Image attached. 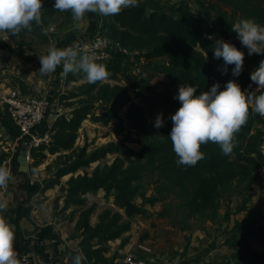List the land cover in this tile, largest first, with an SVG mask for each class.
I'll return each mask as SVG.
<instances>
[{"label": "trees", "instance_id": "obj_1", "mask_svg": "<svg viewBox=\"0 0 264 264\" xmlns=\"http://www.w3.org/2000/svg\"><path fill=\"white\" fill-rule=\"evenodd\" d=\"M208 1L231 7L241 14V18L264 25V0H201L204 13L195 14L189 5H180L176 16L164 11L148 13L139 3L125 8L118 15L91 14L95 18V31L100 26L102 35L119 42L137 60L145 59L147 71L168 78L172 88L179 89L182 84H190L197 87L196 94L199 95L209 91L216 83L220 84V90H224L228 81L235 80L242 90L248 89L251 84L257 95L264 93V89L256 88L250 79L259 62L264 60V55L249 56L237 33L231 30L233 22L227 13L209 7ZM43 3L41 23H33L32 31L25 30L16 36L5 33L10 42L0 37V54L24 58L20 40L23 36L31 35L41 43H48V30L56 17H63L66 22L73 19L70 12L53 9L54 0H43ZM214 40L229 42L244 52L243 70L239 77L232 76L234 65L228 66L227 74L218 71L224 61L214 58ZM96 62L107 66L110 76L105 80L117 84L110 85L102 81L89 83L83 73H68L66 85L81 81L87 83L80 93L63 94L60 97L61 105L75 107L69 113L55 117L51 125L48 124V117L44 120L42 124L46 128L43 132L36 131L40 135L45 132L50 134V141L32 148L30 153L33 160L30 172L42 165L49 155L56 156L54 167H47L50 179L40 191L44 194L59 187L64 204L59 209L58 198L54 209L67 212L75 208L69 220H76L75 239L79 240L78 247L84 256L82 264H117V254L108 256L111 251L108 244L121 240L119 250L129 245L130 236H124L130 233L133 218L148 217L144 206L164 204V211L158 216L169 219L174 225L180 222V228L184 230L190 227L192 220H199L203 224L215 223L220 217L223 199L231 200L236 194H248L238 212L246 210L252 199L254 182L261 177L264 168V117L250 109L246 124L235 134V147L230 155H224L218 144L208 142L201 146L204 159L195 166H177L169 136L173 127L170 117L180 105L172 101V109L168 112H156L152 106L148 114L146 109L133 102L129 88L119 84L122 78L127 82L135 79L129 73L127 57L116 54L111 61ZM62 71L60 66L59 78ZM137 83L130 87L139 88L140 92L154 87L144 79ZM95 99L104 106L100 114L94 112ZM72 100L78 101L69 103ZM124 109V115L120 116ZM161 113L164 126L156 128L154 123ZM114 120L135 129L136 137H129L122 143L109 142L91 153L88 143L81 148L76 147L79 131L86 121L106 127ZM0 126L7 132L8 140L18 141L20 145L25 142L6 105L0 106ZM2 141L0 138V150ZM130 144L140 149L135 150ZM8 157L9 154L4 152L0 155V166L7 168ZM109 157H113L111 164L102 162ZM15 161L16 173L28 178L30 173L19 172L17 158ZM88 170H92L91 173ZM81 171H84L83 174H78ZM65 177L69 179L63 183ZM145 181L154 186V195L147 196L143 191ZM100 192L104 193L105 199L112 198L115 207L123 214L107 209L93 225L91 218L97 210V204L88 207V197H95ZM137 199L141 204L137 203ZM261 200L264 201V192ZM250 216L247 215L240 225L234 227L232 237L226 242L235 251L237 247L248 245L255 237L256 223L249 222ZM224 217L229 220L230 214L225 211ZM240 230L242 233H239ZM15 247L20 251H30L17 239ZM69 264H73V257L69 258ZM241 264H264V254L252 252Z\"/></svg>", "mask_w": 264, "mask_h": 264}, {"label": "rangeland", "instance_id": "obj_2", "mask_svg": "<svg viewBox=\"0 0 264 264\" xmlns=\"http://www.w3.org/2000/svg\"><path fill=\"white\" fill-rule=\"evenodd\" d=\"M138 3L144 6L148 13L153 11H164L172 15H177V8L180 5H189L195 14L199 12L204 13L201 0H138ZM209 7L226 12L229 19L234 23L238 18H241V14L234 11L231 7L225 6L215 1H208ZM92 19L95 22L94 17L86 14L85 20L80 22V26L77 29L75 27L76 22L72 19L71 22H66L63 17H56L52 26L48 30L50 40L48 43H41L31 35H25L20 40L23 44V50L25 53L24 58L10 57L6 54H0V106L2 104V97L6 95L10 90L29 91L36 90V95L46 99L48 102V119L54 117L55 110L59 109L60 114L69 113L75 106L67 107V104L61 105L60 97L63 94H78L83 90V86L87 82L81 81L71 85H66L63 91H60L57 95V89L60 86V78L58 71L60 66L57 67L54 73L43 75L38 70L41 67L39 56L47 53V49L50 46L57 48H66L68 42L65 40L71 34L74 35L73 39H77L81 31H86L87 26L92 24ZM70 33V34H69ZM72 35V36H73ZM0 37L4 38L7 42H10L5 33L0 32ZM146 77L144 80H148L154 85V87L146 92H140L139 88L130 87V85H138V79H131L127 82L122 78L119 82L120 85L129 88V94L132 97L134 103L142 106L149 114L150 108L155 107V111L168 112L172 109V101L179 103L174 97L178 94V89H173L169 86V79L154 74L151 71H146ZM125 80V81H124ZM103 83H109L115 85L117 82L103 80ZM25 86L24 88H20ZM257 87V86H256ZM79 99V98H78ZM78 100H72L69 103H76ZM58 102V105L57 103ZM96 105L95 113L100 114L104 106L99 103L97 99L93 101ZM59 107V108H58ZM126 109H124L120 116H123ZM135 129L129 125H122L118 120H114L109 126H103L100 124H94L90 121H86L79 131V139L77 140L76 147H83L85 143L91 145L90 153L106 146L109 142H125L129 137H136ZM0 138H2V148L0 155L4 152L9 154L7 158V168L9 163H12L15 158L20 157L22 147L18 141L12 142L8 140L7 132L0 126ZM130 147L139 150L137 145L130 144ZM31 148L29 147L28 153L31 157ZM28 156V155H27ZM26 156V158H27ZM113 157L103 160V163L111 164ZM56 162V156H48L45 162L30 172L33 160L27 159V173L31 176L40 177L44 179V176L50 175L47 167H54ZM19 165V162H18ZM20 169V165L18 166ZM92 170H88L91 173ZM84 171L78 174H83ZM50 177V176H49ZM50 179V178H49ZM69 177H65L62 182L65 183ZM29 182V178L27 180ZM253 190L251 192L252 199L243 212H238L242 208L243 201L247 198L248 194H236L231 200L223 199L222 208L220 210V217L214 223H201L199 220H192L190 227L186 230L180 228V222L176 225L170 223L169 219H163L158 216L159 213L164 211V204H158L155 207L144 206L147 210L148 217H135L131 220L132 229L130 233L124 237L130 236V243L124 250H119L121 240H116L108 245L111 247L110 256L117 254V264L127 255L132 254L136 257L158 258V259H178L179 264H241L252 252L264 254V201L261 200L264 192V180L256 181ZM256 185V186H255ZM143 191L147 196L154 195V186L148 181L143 183ZM58 192L54 199V206L56 200L59 198L60 208L63 207L64 199L63 194L60 192L59 187H56ZM240 190V189H239ZM238 190V191H239ZM137 203L141 204V201L137 199ZM93 204H97V210L91 218V223L95 225L98 222V217L107 209L113 212H120L113 203V199H105L104 193L100 192L95 197H88V207ZM172 204V202H170ZM55 210L53 214L58 217L60 226L64 231L66 237H70L71 245L73 249H79V240L75 239V224L71 222L70 213L75 208L72 207L67 212H61ZM229 213V220H226L224 213ZM247 215H251L249 222L256 223L255 230L257 231L255 237L251 239L248 245L241 248L230 247L226 244L227 240L232 237V233L235 231V226L240 225ZM78 215H75L77 219ZM126 220V217H124ZM237 229H240L238 227ZM239 233H242L240 230ZM229 244V243H228ZM239 244H237L238 246ZM108 254V256H109ZM236 256V258H235ZM238 256V257H237ZM240 261V262H239ZM116 262V261H115Z\"/></svg>", "mask_w": 264, "mask_h": 264}, {"label": "clouds", "instance_id": "obj_3", "mask_svg": "<svg viewBox=\"0 0 264 264\" xmlns=\"http://www.w3.org/2000/svg\"><path fill=\"white\" fill-rule=\"evenodd\" d=\"M138 0H54L53 9L70 12L75 27L85 20L86 14L97 13L104 16L118 15L128 7L137 6ZM43 0H0V32L16 36L22 31H32L33 23H41ZM237 33L241 44L247 48L248 55H264V25L252 19L238 18L231 26ZM213 39L212 37H208ZM90 45L74 41L66 48L50 46L47 53L39 56L40 72L43 75L54 73L62 65V75L83 73L89 83H96L110 76L107 66L96 62L94 54L86 51ZM214 58L223 59L224 65L218 68L227 74L228 66L232 68V76L239 77L245 54L235 45L223 40H214ZM256 88L264 89V60L250 75ZM220 84H214L209 91L197 95V87L182 84L174 99L180 107L170 117L173 127L170 140L177 157V166H195L204 159L201 146L212 142L218 144L224 155H230L235 147V134L247 122L250 109L264 117V93L256 94L252 85L242 90L241 86L230 80L220 90ZM156 128L164 126L163 114H158L154 123ZM8 168L0 166V188L6 187L11 180ZM8 204L0 196V213L7 210ZM16 235L13 226L0 214V264H21L15 250ZM83 253L73 257V264H82Z\"/></svg>", "mask_w": 264, "mask_h": 264}, {"label": "crops", "instance_id": "obj_4", "mask_svg": "<svg viewBox=\"0 0 264 264\" xmlns=\"http://www.w3.org/2000/svg\"><path fill=\"white\" fill-rule=\"evenodd\" d=\"M87 15L89 17L92 14L89 12ZM92 19H88V21L90 22ZM95 29L96 24L92 21V24L87 26L86 31L79 33L80 35L77 39H73L74 35L71 34V38L69 39L68 37L65 40L68 42L66 47L73 44L74 41L82 43L85 39L93 37L97 32ZM22 92L36 93L37 91ZM54 119L55 117L53 116L49 118L48 124L51 125ZM45 128L44 124H41L37 130L43 132ZM8 169L11 172L12 178L6 187L0 188V196L7 201L8 207L6 211L0 214L4 215L6 220L13 226L16 239L23 247L29 248L43 264H69V258L74 257L78 252H82V250L73 249L70 237L68 238L64 235L58 217L53 214V201L56 198L58 189L49 190L44 194L40 191L42 186L49 180L50 175L46 176V178L44 176V179H40L37 176L38 174L33 177L28 173L29 182H27L28 178L16 173V161L13 160L12 163H9ZM260 180H264V168L261 171V177L256 181ZM255 182L254 184H256ZM232 249L234 250V248Z\"/></svg>", "mask_w": 264, "mask_h": 264}, {"label": "built area", "instance_id": "obj_5", "mask_svg": "<svg viewBox=\"0 0 264 264\" xmlns=\"http://www.w3.org/2000/svg\"><path fill=\"white\" fill-rule=\"evenodd\" d=\"M82 43L90 45L86 51L89 52V54H94L96 61H111L116 54L125 55L127 57L129 73L138 80H142L146 77L147 61L145 59L137 60L134 55L119 42L102 35L100 26L93 37L85 39ZM65 86L66 76L61 74L60 86L57 89L58 96L60 91L65 89ZM56 103L58 105V102ZM2 104L7 106L13 122L21 131V139L29 143L31 149L50 141V134L44 133L39 135L36 133V129L47 118L48 102L46 99L36 95V93L10 90L6 95H3ZM62 114H60V110L57 109L54 112V117H58ZM30 158L28 154L27 159L30 160ZM15 250L18 253V257L21 259V264H43L31 251H20L16 247ZM119 264H179V260L174 258L158 259L155 257L143 259L132 254H127Z\"/></svg>", "mask_w": 264, "mask_h": 264}, {"label": "water", "instance_id": "obj_6", "mask_svg": "<svg viewBox=\"0 0 264 264\" xmlns=\"http://www.w3.org/2000/svg\"><path fill=\"white\" fill-rule=\"evenodd\" d=\"M29 147H30L29 143H24L23 147H22V152L20 154V157L18 158L21 173L27 172V158H26V156L28 155L27 153H28Z\"/></svg>", "mask_w": 264, "mask_h": 264}]
</instances>
